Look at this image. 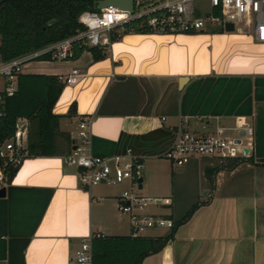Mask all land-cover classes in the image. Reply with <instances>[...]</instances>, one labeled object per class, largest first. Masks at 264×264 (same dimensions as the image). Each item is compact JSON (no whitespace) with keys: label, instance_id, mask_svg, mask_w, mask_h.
Listing matches in <instances>:
<instances>
[{"label":"crops","instance_id":"1","mask_svg":"<svg viewBox=\"0 0 264 264\" xmlns=\"http://www.w3.org/2000/svg\"><path fill=\"white\" fill-rule=\"evenodd\" d=\"M36 62L22 73L81 72L52 108L61 115L58 131L69 137L70 148L79 118H89L93 154L129 149L143 165L140 188L144 178L159 182L147 188V197L166 203L152 207L171 209L178 190L195 199L190 208L198 204L162 249L140 264H264V43L250 33L225 31L128 33L101 60L83 51L76 58ZM73 102L76 110L67 115ZM236 118L253 128L247 159L236 167L211 157L176 166L164 157L180 121L187 131L228 136ZM58 143L61 151L68 145L62 136ZM63 156L24 158L6 181L0 264H75L73 251L84 238L129 234L116 204L124 187L83 188ZM166 233L149 230L145 236Z\"/></svg>","mask_w":264,"mask_h":264},{"label":"built area","instance_id":"2","mask_svg":"<svg viewBox=\"0 0 264 264\" xmlns=\"http://www.w3.org/2000/svg\"><path fill=\"white\" fill-rule=\"evenodd\" d=\"M202 0H134L133 10L120 9L109 5L95 11L80 13L78 22L85 28L74 35L57 42L26 52L9 60L0 56V119L3 116L4 96L16 90L17 76L30 61L49 56L48 60H66L73 56V45L108 46L111 32H120L125 23L140 19L142 25L154 34H177L203 32L209 24L233 25V32L252 34L257 42L264 43V0H207L208 12L201 14L196 4ZM218 12L216 14L215 12ZM81 75L78 68L60 77L67 85L74 83ZM21 123L18 124V122ZM90 119L80 117L77 138L68 154L62 157L67 166L75 169L83 188L103 183L118 185L127 183L117 200V210L128 219L131 237L145 236L154 228L169 229L173 219L156 215L149 210L151 205L166 203L160 198L141 196L134 191L139 187L143 165L129 149L122 154L109 156L95 155L90 150ZM233 137L217 133L203 134L187 131L180 121L175 129V138L165 151L164 157L171 164L184 165L193 157H211L217 160L241 158L248 155L244 148L252 144L253 128L243 119L236 118ZM244 132L241 134V132ZM27 138V121L18 119L13 134L0 142V187L7 181L6 168L20 164L24 159ZM240 142L237 143L236 139ZM142 181V180H141ZM71 261L75 264H91L92 251L90 238H84L74 249Z\"/></svg>","mask_w":264,"mask_h":264},{"label":"trees","instance_id":"3","mask_svg":"<svg viewBox=\"0 0 264 264\" xmlns=\"http://www.w3.org/2000/svg\"><path fill=\"white\" fill-rule=\"evenodd\" d=\"M99 0H0V56L9 60L31 50L65 39L84 30L78 17L85 10L95 8ZM218 14V12H215ZM223 32V30L215 31ZM128 33H151L140 19L125 23L120 32H111L110 42L117 41ZM190 32L187 34H194ZM108 46L73 45V56L89 51L94 61L107 55ZM49 56L38 60H48ZM65 84L56 75L42 73H19L16 90L10 96H4L3 116L0 119V142L14 133L18 119L27 121L26 150L23 158L34 156H54L60 152L68 154L71 150L69 137L58 131L61 115L52 112V108ZM76 110L73 102L67 115ZM68 143L60 150L58 137ZM245 157L229 158L224 167L234 168ZM20 164L6 168L9 181ZM192 206L180 218L173 219V226L165 235L139 236L92 234L91 264H140L149 254L162 249L168 239L173 237L176 228L186 221L194 209Z\"/></svg>","mask_w":264,"mask_h":264},{"label":"rangeland","instance_id":"4","mask_svg":"<svg viewBox=\"0 0 264 264\" xmlns=\"http://www.w3.org/2000/svg\"><path fill=\"white\" fill-rule=\"evenodd\" d=\"M197 6H198L201 14H205L208 12L209 6H208L207 0H202V1L198 2ZM219 30H223L221 25L209 24L206 31L214 32V31H219ZM108 48H109V45L107 47V51H108ZM36 61H39V60H34V61L28 62L26 64L28 66H26L24 69L25 70L34 69V67L37 66V64H39ZM1 89H2V79L0 78V90ZM194 133H197V132H194ZM235 134H236V131L233 130V131H229L227 135L229 137H233ZM121 185L124 188H126L128 186L127 183H121ZM158 185H159V182H156L155 180H151V182H147V180L144 178L143 182H142V188L135 187L134 191L141 196H147V192H146L147 188L153 190ZM172 199H173V206L171 207V209H162V208H159L156 206H153V207L150 206L149 210H151L154 214L158 213L156 215H161L164 217L166 216L165 213H171L173 215L172 217L177 218V217L181 216L183 213H185V211H187L190 208L191 203L195 200L191 196H184L183 197L182 192H180L179 190L173 192ZM121 218H123V217H121ZM122 220H123L122 222H123L124 227L121 230V232L123 233L126 231V221L124 218ZM167 230L168 229H165V228H159V229H152L150 231L157 235V234H164L167 232Z\"/></svg>","mask_w":264,"mask_h":264},{"label":"water","instance_id":"5","mask_svg":"<svg viewBox=\"0 0 264 264\" xmlns=\"http://www.w3.org/2000/svg\"><path fill=\"white\" fill-rule=\"evenodd\" d=\"M133 3L134 0H99L95 6L96 9H100L102 7H107L109 5L112 6H116L120 9H127L129 11L133 10ZM223 31L225 32H233V25L232 23L227 22L224 25V29ZM186 77H182V80L185 79ZM21 123V121L18 122V124ZM244 132L242 131L241 134H243ZM236 142L239 143L240 140L237 138ZM72 148H74V146H72ZM247 148H244V152L247 153ZM63 165H66L65 162H63ZM141 180L142 178H140L139 181V187H141ZM6 192V188L5 186L0 187V197H3L5 195Z\"/></svg>","mask_w":264,"mask_h":264}]
</instances>
